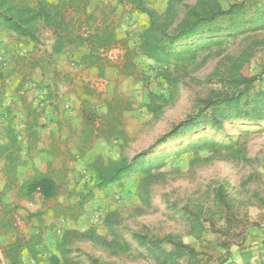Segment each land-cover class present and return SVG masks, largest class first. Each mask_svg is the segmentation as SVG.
I'll return each mask as SVG.
<instances>
[{
    "label": "rangeland",
    "instance_id": "1",
    "mask_svg": "<svg viewBox=\"0 0 264 264\" xmlns=\"http://www.w3.org/2000/svg\"><path fill=\"white\" fill-rule=\"evenodd\" d=\"M88 1V11L98 4L113 21L116 38L127 39L134 51L133 74H119L121 47L108 50L110 64L100 74L80 62L81 48L54 54L53 29L40 22L34 39L0 29V129L5 114L9 121L20 119L24 104L41 125L61 124L64 155L53 166L64 160L66 173L61 194L46 203L38 192L19 196L22 172L0 177V264H171L153 249L157 240L167 253L176 241L191 247L193 253L174 255L173 264H264V18L241 31L224 30L217 42L210 41L212 34L175 41L169 49L183 54L190 48L194 59L157 63L139 49L145 29L166 44L189 13L227 9L244 0ZM15 2L35 6L55 0ZM103 26L90 30L102 32ZM239 78L249 81L233 86ZM241 91L251 99L261 96L244 104L245 115L212 110L221 98ZM148 92L159 106L155 112L144 106ZM114 95L132 104L123 113L126 138L99 137L82 152V110L94 105L102 114L100 99ZM198 116L195 126L169 136L177 124ZM46 134L39 135L42 142L53 138ZM32 141L30 162L44 170L46 161ZM97 157L130 163L132 170L95 190L77 219L54 216L57 203L73 204L92 186Z\"/></svg>",
    "mask_w": 264,
    "mask_h": 264
},
{
    "label": "trees",
    "instance_id": "2",
    "mask_svg": "<svg viewBox=\"0 0 264 264\" xmlns=\"http://www.w3.org/2000/svg\"><path fill=\"white\" fill-rule=\"evenodd\" d=\"M88 4V0H55L53 3L38 2L35 6H31L18 4L15 0H0V29L10 30L18 36L34 39L36 37L34 26L37 22H40L43 27L53 29V53H60L66 47L81 48L83 53L80 56V62L87 67L97 69L100 74H103L105 67L110 64V59L107 56L108 50L117 46L121 47L123 53L120 56L121 64L118 65L119 74H133L131 68L132 65L134 66V51L127 45V39L116 38L113 21L108 19L107 13L98 4L91 11L87 10ZM142 10L153 15V12L146 7H143ZM261 18H264V4L258 0H244L232 4L227 9H217L203 13L191 12L185 18L178 31L168 37L166 44L155 38L151 28L145 29L140 34L139 49L143 55L157 63L168 62L172 57L184 58L186 56V59H194L195 54L191 52L190 48L181 51L183 54H180L176 50L169 49V45L175 41L201 37L205 34L214 35L215 38L210 41L217 42L218 38L216 36H219L224 30L235 29L236 31H241L246 25H251ZM92 25L95 26V29L104 25V31L92 32L90 30ZM238 69L239 67L232 71L234 78L239 73ZM247 81H249L248 78H239L233 81V86ZM154 97L153 93L148 92L149 99L144 104L150 112H155L159 109V106L154 103ZM260 100V95H256L251 99L246 91H241L232 96L221 98L215 103L212 110L221 111L225 108H231L236 111L234 113L237 116H243L247 113L244 104L259 102ZM100 104L105 107V112L102 114H99L98 108L94 105L82 110V152L91 147L90 143L93 139L99 137L104 140L126 138L122 119L124 111L132 109L131 102L126 98L114 95L109 100L101 98ZM262 104H264V100ZM24 107L26 112H34L30 105L24 104ZM211 113L213 114V112ZM200 117H192L189 121L186 120L181 124H177L171 130L172 134L169 136L183 134L186 129L199 123L201 121ZM252 118L257 119L258 116ZM217 124L221 125L220 122H217ZM32 126L33 123L29 126L30 136L36 134L31 129ZM6 138L8 140L7 145L0 143V155H5L4 157L7 161L4 167L5 173L7 176H11L15 174L23 161L18 137L12 129L7 128ZM57 150L56 146L51 150L52 159L63 156L64 152L60 150L57 152ZM64 163L65 161L62 160L60 161V166L54 168L52 162L49 161L45 172L36 171L29 178L23 179L18 186L19 195L27 197L34 192H39L45 203L56 199L62 192L63 177L66 176ZM92 169L94 171L92 186L87 187L86 192L81 193L73 204L63 205L57 203L53 209L54 216L77 219L81 214L83 205L87 200L91 199L95 190L103 189L105 186L127 176L131 172L132 166L130 163L120 165H115L112 162L105 163L101 157H97L92 163ZM134 237L138 242L144 244L141 236L135 234ZM160 243V240L152 242L153 249L166 255L171 260V264L175 263L176 258H178L174 255L182 256L185 253H193L191 247L180 241L174 242V246L169 253L165 252ZM227 264L234 263L228 262Z\"/></svg>",
    "mask_w": 264,
    "mask_h": 264
},
{
    "label": "crops",
    "instance_id": "3",
    "mask_svg": "<svg viewBox=\"0 0 264 264\" xmlns=\"http://www.w3.org/2000/svg\"><path fill=\"white\" fill-rule=\"evenodd\" d=\"M17 113H18V117H20V119L15 118L13 121L14 123L12 121H9L10 118H9L8 114H5V120L2 121V123H4L3 124L4 126L0 129V132H1L0 133V143L1 144L5 143L6 145L8 144L7 143L8 140L6 138L7 128L12 129L18 137V142L20 143V148H21L20 154L22 156L23 162H22V165H20L17 168L15 174H13L11 176H7L5 173V168H4L7 161L4 157L5 155H0V177H2L3 179H4V177L10 178V177L16 176L22 172L23 173L22 174V180H23V179H26V178H29L30 176H32L36 171L45 172L47 170V167L44 170H40L37 168L38 162L36 160L33 162H30L31 159L29 157V154L33 148L32 139H34L35 140L34 142L37 143V146H35V149H36V152L38 153V155L41 156L40 159H43L44 161H46V165L49 161H51L52 165H53V161L54 160L57 161L59 157L52 159L53 157L51 154V150L56 146L58 148V150H57V152H58L60 150L59 146L61 144V139L64 137V136H62L63 130H61V128H63V127L61 124H57L55 122L56 124H54V128L49 129V128H47V125H41L40 124V121L38 120V117L36 115H35L34 119L32 120L30 118L31 117L30 112H17ZM2 117H3L2 112H0V118H2ZM21 118L24 119V121ZM46 122H49V120L47 119ZM5 123H6V125H5ZM32 123H33V126L31 129L34 130L36 132V134H34L33 136H30L29 135V130H30L29 126ZM45 133H47L46 135H48V136L52 135L51 137H53V138L49 140L50 142H48V141L42 142V137L39 135L45 134ZM60 151L63 152L64 150H60ZM63 155H64V153H63ZM60 157L62 158L63 156H60Z\"/></svg>",
    "mask_w": 264,
    "mask_h": 264
},
{
    "label": "built area",
    "instance_id": "4",
    "mask_svg": "<svg viewBox=\"0 0 264 264\" xmlns=\"http://www.w3.org/2000/svg\"><path fill=\"white\" fill-rule=\"evenodd\" d=\"M66 107H68V105H66Z\"/></svg>",
    "mask_w": 264,
    "mask_h": 264
}]
</instances>
